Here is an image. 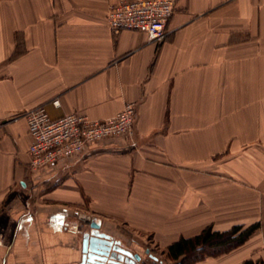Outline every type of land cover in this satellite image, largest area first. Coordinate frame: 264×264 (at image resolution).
Returning a JSON list of instances; mask_svg holds the SVG:
<instances>
[{"label":"crops","instance_id":"crops-1","mask_svg":"<svg viewBox=\"0 0 264 264\" xmlns=\"http://www.w3.org/2000/svg\"><path fill=\"white\" fill-rule=\"evenodd\" d=\"M118 1L0 0V264L76 260L77 213L166 246L257 223L195 264L264 261V0H175L161 41L112 32ZM127 102L131 136L29 167L25 111L104 120Z\"/></svg>","mask_w":264,"mask_h":264},{"label":"built area","instance_id":"built-area-1","mask_svg":"<svg viewBox=\"0 0 264 264\" xmlns=\"http://www.w3.org/2000/svg\"><path fill=\"white\" fill-rule=\"evenodd\" d=\"M175 0H119L109 5L106 20L112 32L138 31L149 41L165 38ZM55 105L58 104L54 100ZM27 126L28 165L37 169L59 159L80 154L92 142L115 136H131L135 105L127 102L114 116L99 120L77 112L51 117L43 105L22 114Z\"/></svg>","mask_w":264,"mask_h":264},{"label":"rangeland","instance_id":"rangeland-1","mask_svg":"<svg viewBox=\"0 0 264 264\" xmlns=\"http://www.w3.org/2000/svg\"><path fill=\"white\" fill-rule=\"evenodd\" d=\"M93 220V216L91 215H85V214H81V213H77L74 214L71 218H68V225L72 228H74L77 231V242L79 245L80 239H81V234L82 232L89 230L90 229V223ZM106 227H108V230L111 233H114L113 235L115 237H113L114 239L119 240L121 243H123L125 246L129 247L133 252H136L139 256H141L142 258H147L146 260L148 262H150V260L148 259V255L146 253V249L149 250V252L153 253L156 257H157V261L154 262H150V263H145V264H195L201 260H204L205 258H203V253L199 252V253H194L193 255H188L186 258H179L177 260H173L171 259L168 255H167V246L160 244L159 241L154 240L152 238V234L150 233H145V232H141V231H131L125 227H123L122 225H117V226H112V225H108L105 224ZM250 226V225H243V224H236L231 226L230 228L226 229L229 230L231 228H233L234 226ZM252 225V224H251ZM117 228V229H116ZM226 230H217V231H226ZM247 240V239H246ZM245 242V241H244ZM240 246V245H239ZM237 246V247H239ZM79 247V246H78ZM237 247H234L233 249L224 252L222 254L228 253L234 249H236ZM216 250L213 251V249L207 250L206 253H215ZM78 253V252H77ZM222 254H219L217 256H220ZM214 256V257H217ZM45 257V264H78L79 262V255L78 258H76V260H71L69 262H65L63 260H59V256L55 257V256H51V255H44L43 258ZM209 257V256H206ZM61 259H63V257H61ZM195 259H197L195 261ZM247 261V260H245ZM245 261H243L241 264H243ZM259 264V263H257ZM261 264H264V261H261Z\"/></svg>","mask_w":264,"mask_h":264},{"label":"trees","instance_id":"trees-1","mask_svg":"<svg viewBox=\"0 0 264 264\" xmlns=\"http://www.w3.org/2000/svg\"><path fill=\"white\" fill-rule=\"evenodd\" d=\"M257 227L258 224L255 223L247 227L237 225L226 231H217L208 226L198 234L179 237L171 242L166 248L167 255L173 260L186 258L188 255L199 252L203 253V258L214 257L241 245ZM210 249L216 250L215 253H206ZM257 263L261 264V261L247 260L243 264Z\"/></svg>","mask_w":264,"mask_h":264},{"label":"flooded vegetation","instance_id":"flooded-vegetation-1","mask_svg":"<svg viewBox=\"0 0 264 264\" xmlns=\"http://www.w3.org/2000/svg\"><path fill=\"white\" fill-rule=\"evenodd\" d=\"M99 229L97 231L101 232ZM85 232L89 233V236H90V235H94V232L96 231L90 226V229L82 232V234ZM82 234H81V239H80V256H79L80 259H79L78 264H120V263L130 264L129 262L126 261L130 259L133 260L132 264H145L148 262L146 260L147 258L146 259L142 258L136 252H133L129 247L121 243L119 240L114 239L113 237L109 236V240L112 241L111 244H102V243H98L97 241L92 242L93 243L92 246L95 248L94 249L95 251L92 253V255L95 257L93 258L92 263H89L87 261L89 257L87 255L88 251H86L85 258H84L83 257L84 253L81 250L82 249ZM115 241H119L117 246L121 247L125 251V253L119 252L118 250L114 249ZM126 252L131 253V256L127 254ZM146 253L148 255L147 257L150 260V262L155 263L157 261V257L153 253L149 252L148 249H146ZM134 255H137L138 258H136ZM104 256H105V260H102L100 257H104ZM82 258H84V261L82 260Z\"/></svg>","mask_w":264,"mask_h":264},{"label":"water","instance_id":"water-1","mask_svg":"<svg viewBox=\"0 0 264 264\" xmlns=\"http://www.w3.org/2000/svg\"><path fill=\"white\" fill-rule=\"evenodd\" d=\"M90 226L96 232H94V235H90V236H89V233H87V232H85V233L82 234V249L81 250L84 253V255H83L84 258H85L86 251H88V254L87 255L89 257H88V260L87 261L89 263H92L93 258L95 257V256L92 255V253L95 251L94 250L95 248L92 246V244H93L92 242L93 241H97L98 243H102V244H111L112 241L109 240V235L108 234H105L104 232H98L97 231L99 229V227H100L98 223L92 221L90 223ZM118 243H119V241H115L114 249L118 250L119 252L125 253V251L121 247L117 246ZM126 253L131 256V253H129V252H126ZM134 256L136 258H138L137 255H134ZM84 258H82L83 261H84ZM100 258L102 260H105V256L104 257H100ZM126 261L129 262L130 264L133 263V260H131V259L130 260H126ZM120 264H125V263H120Z\"/></svg>","mask_w":264,"mask_h":264}]
</instances>
